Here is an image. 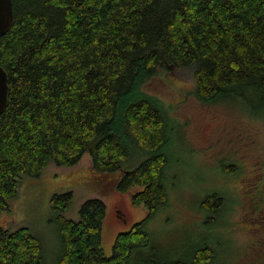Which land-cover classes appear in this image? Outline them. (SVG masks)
Returning a JSON list of instances; mask_svg holds the SVG:
<instances>
[{
	"label": "trees",
	"instance_id": "16d2710c",
	"mask_svg": "<svg viewBox=\"0 0 264 264\" xmlns=\"http://www.w3.org/2000/svg\"><path fill=\"white\" fill-rule=\"evenodd\" d=\"M13 11L0 39L9 79L0 115V213L10 210L24 177H39L50 164L72 167L88 153L95 171L119 172L118 191L135 189L132 202L146 216L119 232L106 256L105 201L86 199L73 219L65 215L72 191L55 193L57 264H131L132 255L154 249L148 222L169 201L162 147L173 127L145 84L189 68L200 102L242 99L252 108L250 90L262 105L254 111L264 114V0H13ZM207 197L206 211L217 212L219 198ZM213 259L205 244L189 257L146 264ZM0 264H45L40 238L28 226H0Z\"/></svg>",
	"mask_w": 264,
	"mask_h": 264
},
{
	"label": "rangeland",
	"instance_id": "374dc122",
	"mask_svg": "<svg viewBox=\"0 0 264 264\" xmlns=\"http://www.w3.org/2000/svg\"><path fill=\"white\" fill-rule=\"evenodd\" d=\"M145 90L162 100L173 127L162 147L169 157L163 172L169 201L148 222L154 249L132 255L131 264L186 258L205 244L213 248V264H264V114L254 111H261L259 99L246 90L252 108L242 99L200 102L189 68L160 72ZM102 174L86 153L72 167L50 164L41 176L24 177L10 210L0 213V226L30 227L45 264H57L62 241L51 198L71 190L68 218H78L86 199L105 201L102 247L112 255L117 234L130 230L147 209L132 202L135 189H116L118 171ZM213 193L218 211L209 213L205 202H212L207 196Z\"/></svg>",
	"mask_w": 264,
	"mask_h": 264
},
{
	"label": "water",
	"instance_id": "95a60500",
	"mask_svg": "<svg viewBox=\"0 0 264 264\" xmlns=\"http://www.w3.org/2000/svg\"><path fill=\"white\" fill-rule=\"evenodd\" d=\"M14 23L13 0H0V39ZM8 73L0 65V115L5 111L8 103Z\"/></svg>",
	"mask_w": 264,
	"mask_h": 264
},
{
	"label": "flooded vegetation",
	"instance_id": "af4514ba",
	"mask_svg": "<svg viewBox=\"0 0 264 264\" xmlns=\"http://www.w3.org/2000/svg\"><path fill=\"white\" fill-rule=\"evenodd\" d=\"M117 211H119V210H117Z\"/></svg>",
	"mask_w": 264,
	"mask_h": 264
}]
</instances>
